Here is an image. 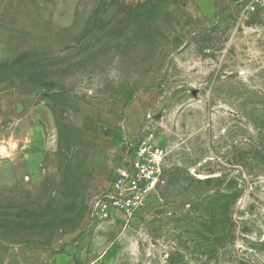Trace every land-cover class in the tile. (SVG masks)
Here are the masks:
<instances>
[{
    "label": "rangeland",
    "instance_id": "obj_1",
    "mask_svg": "<svg viewBox=\"0 0 264 264\" xmlns=\"http://www.w3.org/2000/svg\"><path fill=\"white\" fill-rule=\"evenodd\" d=\"M146 126L158 196L93 221ZM0 264H264V0H0Z\"/></svg>",
    "mask_w": 264,
    "mask_h": 264
},
{
    "label": "built area",
    "instance_id": "obj_2",
    "mask_svg": "<svg viewBox=\"0 0 264 264\" xmlns=\"http://www.w3.org/2000/svg\"><path fill=\"white\" fill-rule=\"evenodd\" d=\"M166 157L149 126L135 137L124 138L107 186L91 203V219L128 225L158 196Z\"/></svg>",
    "mask_w": 264,
    "mask_h": 264
},
{
    "label": "water",
    "instance_id": "obj_3",
    "mask_svg": "<svg viewBox=\"0 0 264 264\" xmlns=\"http://www.w3.org/2000/svg\"><path fill=\"white\" fill-rule=\"evenodd\" d=\"M21 109H22V105L19 104V105L17 106V111H20Z\"/></svg>",
    "mask_w": 264,
    "mask_h": 264
}]
</instances>
